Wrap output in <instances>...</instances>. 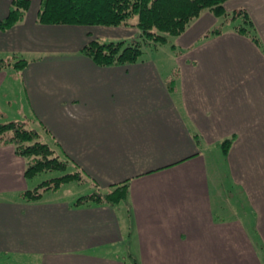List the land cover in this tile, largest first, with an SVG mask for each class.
Instances as JSON below:
<instances>
[{
    "label": "crops",
    "instance_id": "0c3cea01",
    "mask_svg": "<svg viewBox=\"0 0 264 264\" xmlns=\"http://www.w3.org/2000/svg\"><path fill=\"white\" fill-rule=\"evenodd\" d=\"M12 1L0 0V22ZM40 7L0 28V60L28 61L0 69V123L37 130L89 187L128 183L129 195L77 205L62 186L29 201L41 181L0 146V264H264V0L225 4L247 9L263 48L232 27L205 39L219 24L205 12L170 62L110 67L83 46L135 29L43 24ZM226 197L239 202L232 219Z\"/></svg>",
    "mask_w": 264,
    "mask_h": 264
},
{
    "label": "trees",
    "instance_id": "16d2710c",
    "mask_svg": "<svg viewBox=\"0 0 264 264\" xmlns=\"http://www.w3.org/2000/svg\"><path fill=\"white\" fill-rule=\"evenodd\" d=\"M229 0H41L38 20L48 25H74L85 27H137L138 33L128 39L102 41L93 37L87 42L82 53L100 67L130 65L141 58L145 50L158 49L170 41V37L182 35L191 22L205 10L216 16L228 14L225 3ZM32 0H13L8 16L0 22L5 29L23 20L31 7ZM234 13V12H233ZM244 20L234 30L251 39L263 48V42L249 12L245 8L236 10ZM137 18L131 22V19ZM221 28L209 30L204 38L220 35ZM173 48L176 46L173 44ZM13 65L19 70L28 65L25 59L14 63L0 60V69ZM235 136L224 139L221 147L228 153ZM13 145L17 154L28 160L26 176L32 178L42 172L59 171L62 175L41 182L23 196L32 201L41 198L48 190H57L73 181H83L80 172H67L69 161L62 159L57 151L41 140L35 129L23 122L8 121L0 124V146ZM85 182V181H84ZM129 184H116L105 193H90L78 198L76 204H109L116 206L127 200Z\"/></svg>",
    "mask_w": 264,
    "mask_h": 264
},
{
    "label": "rangeland",
    "instance_id": "374dc122",
    "mask_svg": "<svg viewBox=\"0 0 264 264\" xmlns=\"http://www.w3.org/2000/svg\"><path fill=\"white\" fill-rule=\"evenodd\" d=\"M239 9H241V8H239ZM239 9H236V10H239ZM236 10L229 11V10L226 9V11L228 12V14H226L224 16H220V17H218L215 14H213V15H215L219 19V24L216 25L214 28H217V27L221 28V26H222V30L224 31V30L229 29L231 27L234 29L235 26H238V25L243 24L244 20H243V18L241 16H239L237 13H235ZM205 12H211V11L207 9L203 13H205ZM203 13L201 14V16L203 15ZM199 18L194 19L191 22V24L189 25V27L196 20H198ZM136 20H137V18L131 19V22H134ZM99 28H111V29H115V30L118 29L117 27H104V26H99ZM128 28L135 29L136 32H134V36L138 33L137 27L131 26V27H128ZM174 38H176V37H174ZM174 38L173 37H170V41L168 43L164 44L163 46L159 47L158 51H154L153 52L152 50H147V51L145 50V52L143 53L142 57L149 58L151 56H158V58L160 60H165L167 62H170L172 60V58H174V57H171V55H170L171 53H169L168 49H169L170 46L173 47V44L172 43L174 41ZM123 39H125V38H123ZM101 40L102 41H112L110 38H104V37H101ZM155 54H157V55H155ZM19 59H22V58L16 57V56H12L10 59H4V60L5 61H8L9 63H14V62H16ZM67 172H73V171H71V169L68 168ZM60 175H62V173L59 172V171L42 172V173H40V174H38L36 176V178L34 179V181L35 182L36 181L37 182H40V181L42 182V181H45V180H49V179L58 177ZM84 181H85V179L83 181H80V182L79 181L78 182L77 181H73V182L67 183V184L63 185L62 188H64V189L61 190V191H59V192L60 193H63V192L66 191L68 195H73V193H76L75 195L78 196V197L79 196H82V195H87V194H90V193H95V192L105 193L106 190L100 189L99 187H95V188L93 187V188H91L88 185H86L87 183H85ZM225 202H226V208H228V211L226 212V215H228V216H226V217L224 216V217H222V219H232L233 217H235V214L233 213V210H231L230 206L233 208L234 203L236 204V207L239 206L238 199L232 201L233 203L230 204V198L229 197H226L225 198ZM229 209H230V211H229Z\"/></svg>",
    "mask_w": 264,
    "mask_h": 264
}]
</instances>
